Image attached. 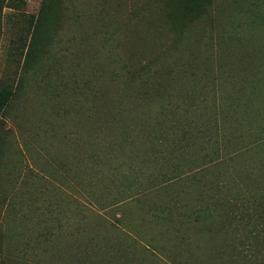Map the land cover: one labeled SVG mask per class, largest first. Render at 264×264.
<instances>
[{"label": "rangeland", "instance_id": "rangeland-1", "mask_svg": "<svg viewBox=\"0 0 264 264\" xmlns=\"http://www.w3.org/2000/svg\"><path fill=\"white\" fill-rule=\"evenodd\" d=\"M15 1L0 21V94L15 90L0 109V264H264V198L248 203L249 213H263L257 220L243 216L240 204L214 199L212 207L233 211L228 230L216 216L200 229L183 226L196 243H179L170 222L148 212L162 197L133 196V184L123 178L135 171L144 179L134 167L154 140L162 141L155 138L160 126L191 120L200 129L207 123L209 138L219 125L215 136L227 154L221 172L233 192L239 179L264 194V0H218L216 26L232 36L221 44L191 39L169 51L170 40L144 32L147 39L139 42L132 27L120 30L116 40H97L96 75L90 69V41L70 40L72 31L87 35L93 27L76 30L66 15L65 22L35 34L44 0ZM101 1L82 0V8H101ZM120 1L126 14L140 0ZM207 28L214 36L219 33L217 27ZM129 38L134 40L126 42ZM32 40L36 49L30 48ZM134 53L153 59L157 72L147 74L149 84L165 87L174 96L171 101L156 94L144 101L139 97L140 83L122 68V60L137 64L141 57ZM91 75L93 92L73 96L72 79L84 83ZM124 92L129 99L121 107L131 128L128 134L122 128L110 132L103 118L118 109ZM201 142L198 137L192 148L177 154L196 167L204 162L196 148ZM107 144H114L112 154L103 158ZM161 149L163 156L171 155L169 145ZM94 155L102 156L97 165ZM129 157L134 158L130 168L122 166L120 161ZM160 162L164 171L170 169L167 158ZM144 169L150 173L157 167L149 163ZM238 234L248 246L237 245ZM251 249L255 258L240 256Z\"/></svg>", "mask_w": 264, "mask_h": 264}, {"label": "trees", "instance_id": "trees-1", "mask_svg": "<svg viewBox=\"0 0 264 264\" xmlns=\"http://www.w3.org/2000/svg\"><path fill=\"white\" fill-rule=\"evenodd\" d=\"M13 2L15 4L16 1L0 0V21L2 20L4 8L7 6L12 7L11 4ZM217 2L218 0H140L136 6H132L126 10V14H121L123 12L120 11L122 7L120 0L116 3L112 0H102L100 2L101 8L95 5L94 9L91 10L82 8V0H44L34 21V24H36L34 32L37 34L39 33V29L43 27H52L65 22L64 16L66 17V15L68 16L69 23L76 30H83L84 27H93V33H88L87 35L83 33L84 31L81 34L72 31L70 40L71 42L72 40L73 42L78 41V45L83 41H90L88 51L91 60L90 69L91 73L93 72L96 75V70L100 68L98 63L93 64L92 61L93 58L99 57L98 53L100 50L96 42L102 40L109 42L111 39L116 40V36L120 33L119 31L123 29L127 30L129 27L133 28V32L136 31L138 33L137 41L139 42L147 39L146 35L142 34L144 32L152 34V38H156L155 40H162L163 38H166L168 41L170 40V44L168 45L169 51L179 50V45L183 46L191 39L198 43H204L207 46L216 42L223 43L232 36L223 26H216L217 19L213 16V13L216 10ZM253 3H256V1H253ZM84 24L87 26H84ZM207 27H210V29L217 27L219 29V33L215 35L217 40L216 38L214 40V32H210ZM133 40L134 38H132ZM132 41H130V38L126 40V42ZM35 42L32 40L30 48L35 46L36 49L37 45ZM139 55L141 58L135 65L129 64L127 60H122V68L129 74L128 77L132 81L140 83L141 87L137 91L139 92V97L144 101L148 100L153 94H156L157 99L171 101L174 96L171 93H165V87H155L149 84L147 74L154 71L153 68L156 67L153 59H148V57L142 59V57L147 55L146 53H134L133 56ZM78 58H80V53H78ZM60 65L62 64L60 63ZM88 78L90 79L84 83L77 77L72 79L70 91L73 96H82L83 94L88 96V92H93L90 84L95 78L92 75L88 76ZM14 92L15 90H8L0 94V109L6 107L5 105L12 98ZM124 93L120 100V107L118 106V109L115 107L114 109H110L105 113L103 118L102 126L110 132L114 131L115 128L116 130L122 128L124 134H128V130L131 128L130 124L124 121L126 118L125 107H121L129 99L128 93ZM200 124L202 126L201 129L191 120L181 124L173 123L160 126L162 129L156 131L155 138H162V141L155 143L154 140L150 145L151 151H146L142 159L138 161V165L134 167L139 174L145 175L144 179L139 180L135 176L136 173L133 174L135 171L125 174L123 177L124 180L128 179L129 183L133 184L132 190L138 193L133 196L138 195L142 197L141 194L149 196L158 193L162 197L160 202L150 205L148 212H151L156 220L164 221L166 224L170 222V227L178 233L177 240L179 243L182 241H187L191 244L196 243L188 233H183V226L199 227L200 229L202 226H206L209 221L216 219V216H219V221L222 223L223 228L228 230L230 212L233 213V211L220 210L216 206L212 207L214 199H218L215 201L221 199L222 201L220 202L225 205H242L244 207L243 216L248 215L255 220L263 214L261 211L257 212L255 210L249 213L251 212V209H249L251 207L248 203L252 198L257 199L258 196L264 198V194H258V191L254 187L245 188L239 179L234 180L238 189L233 192L232 188L228 185L224 173L221 172L226 165L227 154L226 147L223 146L224 142L220 141L218 136H215V134L220 133L218 129L219 125H214V133H212L214 136L209 138L206 135L207 127H205V124L207 123L202 122ZM198 137L202 138V142L196 148L199 149L200 154L202 153L201 158L204 162L194 167L190 161H187L185 155L179 156L177 152L179 150L186 152L192 148L196 144ZM166 144L170 146L171 155L168 157L167 155L163 156V152H161L163 150L161 146H166ZM208 145L211 146L209 147ZM112 146L114 144L105 145L103 158L111 156L112 149L110 150L109 148H112ZM206 149L208 152H204ZM101 158L102 156L95 157L94 155L96 165ZM161 158L168 159L170 169H167V171H164V166L159 165ZM133 162L134 158L129 157L127 160H121L120 164L130 168L129 165H132ZM149 163L156 164L157 169L154 172L148 173L145 171L144 168ZM214 168L215 171L213 172ZM182 181H185V185L182 188H177L178 183ZM158 183H161V186H154V184ZM255 184L258 185L259 183ZM227 193L230 196L234 193V196L229 197ZM232 198L236 203L232 202ZM121 216L118 219L120 221L123 220V215ZM244 219V217L240 218V221ZM184 235L190 238L183 240L182 236L185 237ZM236 241L237 245L248 246L240 234L236 235ZM3 249V236L0 230V254L4 252ZM253 251L251 249L250 252H245V255L242 254L240 256H246L247 259L248 257L253 258V256L255 258L257 254H254L255 251Z\"/></svg>", "mask_w": 264, "mask_h": 264}]
</instances>
